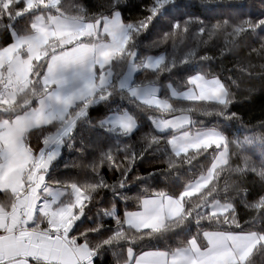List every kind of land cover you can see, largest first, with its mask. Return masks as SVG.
<instances>
[{"label": "snow or ice", "instance_id": "1", "mask_svg": "<svg viewBox=\"0 0 264 264\" xmlns=\"http://www.w3.org/2000/svg\"><path fill=\"white\" fill-rule=\"evenodd\" d=\"M174 2L152 0L148 15L125 21L119 0L110 14L90 17L82 6L75 15L66 13L61 0H0V32L8 38L0 45V192L8 195L7 203H0V264H95L102 249L122 242L127 245L123 264H252L254 251L264 252V230H245L234 204L218 198L220 190L214 181L219 166L228 164L227 137L202 121L197 128L193 120L197 111L221 120L236 119L237 114L230 111L233 101L228 86L202 71L186 76L178 86L160 83L162 74L175 76L178 65L212 57H197L195 49L179 61L174 56L139 54L140 37L168 14ZM21 19L29 23L18 30ZM195 22L192 18L174 21L173 31L165 32L162 39L187 34ZM199 23L204 33L203 21ZM212 27L230 29L228 35L236 43L247 34L264 32V17L236 24L218 21ZM260 51L264 52V43ZM114 67L121 71L114 72ZM141 70L146 78L138 82L133 76ZM162 90L163 96L159 95ZM100 104L107 111L94 122L89 110ZM137 112L151 113L147 120L154 127L133 141L142 127ZM80 124L92 129L101 145L88 166L90 177L52 181L51 168L63 148L76 147ZM166 130H172L170 136ZM33 133L40 139L39 148L30 143ZM239 143H258L261 162L257 166L244 157L243 166L235 171H250L264 181V136L246 137ZM162 144L170 146L169 171L191 165L194 154L212 149L215 155L206 173L178 195L144 188L134 198L137 210L125 209L122 217L114 199L111 208L97 215L113 219L115 228H108L110 234L93 243L90 235L104 231L103 223L80 231L78 222L86 217L95 194L110 190L114 198L126 202L129 197L120 190L129 187L137 158L142 159L154 145L160 151ZM85 147L81 140L77 150L83 152ZM163 151L167 153L168 148ZM105 165L119 173L113 183L103 174ZM193 197L197 202H190ZM248 207L264 215V194ZM205 220L216 227L198 232L176 248L135 252L138 241L163 238L192 223L200 228Z\"/></svg>", "mask_w": 264, "mask_h": 264}, {"label": "trees", "instance_id": "2", "mask_svg": "<svg viewBox=\"0 0 264 264\" xmlns=\"http://www.w3.org/2000/svg\"><path fill=\"white\" fill-rule=\"evenodd\" d=\"M115 2L116 0H61L66 13L75 15L78 7L82 6L87 10L89 17L100 13L110 14ZM151 3L152 0H119V10L125 21H135L148 15L146 9ZM168 9V14L154 21L148 31L140 37L139 54L141 57L165 55L166 59L174 56L179 61L190 50L195 49L197 57H212L211 60L200 61L197 58L189 64L178 65L173 70L176 75L162 74L160 83L167 85L171 82L178 86L182 79L197 71L208 73L209 78L218 77L226 83L233 101L230 111L236 113L237 118L221 120L215 116H203L197 111L193 113V120L197 122V128L201 127V121L207 127L216 126L229 141L228 164L218 169L219 177L214 181L220 190L218 198L221 203L227 199L234 204L237 220L245 230H264V215L248 207L264 194V181L250 171L244 173L235 171L237 166H243L244 157H248L257 166L261 162V148L258 143L240 145L239 142L244 141L246 137L264 136V127H262L264 125V52L260 51L264 43V32L247 34L236 43H232L233 38L228 35L230 29L217 31L212 27L218 21L227 20L230 24H236L243 19L256 20L264 17V0H175L174 4L168 6ZM189 18L196 22L190 25L187 34L170 37L167 41L162 39L165 32L173 31L171 24L174 21L183 22ZM199 21H203L204 33L199 31L201 27ZM28 23L27 19H21L17 24V29L23 30ZM7 39V33L0 32V45L6 43ZM184 69L192 71L186 72ZM113 71L119 72L121 69L114 67ZM145 78V70H141L134 76V80L138 82ZM147 78H152L150 71L147 72ZM165 94L164 90L160 93L161 96ZM132 110L136 111L134 108ZM106 111L104 104L94 106L89 110L90 119L95 122L106 114ZM149 114L151 113L137 112L142 127L132 137L133 141H138L140 136L153 129L154 126L147 120ZM168 118L171 116L169 115ZM165 134L170 136L171 131ZM29 140L34 148L42 146L35 133L29 137ZM81 140L86 145L83 152L77 150L81 147ZM75 145L73 149L66 147L62 149V156L54 162L50 171L52 181H67L72 178L83 181L86 177H90L88 166L99 155L98 148L101 146L95 132L86 124H80ZM136 147L139 150L141 145L137 144ZM159 147L160 151H157V146L154 145L142 159L137 158L134 170L128 177L129 187L120 190L122 195L129 197L126 202L114 198L110 190H102L95 194L89 209L86 210V217L78 222L80 231L95 227L96 223H103L104 231L90 235L93 243L106 238L110 234L107 231L108 228H115L113 219L97 215L98 211L111 208L114 199L122 217L125 209L137 210V202L134 198L141 195L144 188L150 191L164 190L169 194L178 195L186 184L191 183L201 173H206L215 155L212 149L201 154H194L191 165L181 164L177 169L169 171L167 159L171 154L170 146L162 144ZM166 147L168 148L167 153L163 151ZM190 155L193 154L190 153ZM150 173H155V175L150 176ZM103 174L109 183H113L119 176L118 172L109 170L107 165L103 168ZM138 176L146 177V179L137 180ZM225 186H227L226 192L223 191ZM190 202H197L196 198L193 197ZM201 225L202 227L198 228L195 223H192L187 228L173 229L163 238H145L134 245L135 252L140 254L144 251L176 248L198 232L213 230L216 227L214 223L207 220L202 221ZM234 230L239 231V229ZM126 247L127 245L122 242L115 248L102 249L95 264H118V262L123 264L126 259ZM251 260L252 264H264V252L254 251Z\"/></svg>", "mask_w": 264, "mask_h": 264}, {"label": "crops", "instance_id": "3", "mask_svg": "<svg viewBox=\"0 0 264 264\" xmlns=\"http://www.w3.org/2000/svg\"><path fill=\"white\" fill-rule=\"evenodd\" d=\"M135 74H134V76H135ZM134 76H133V79H134ZM160 93H159V95H160ZM168 131H172V130H166L165 132H168ZM228 159H229V152H228ZM223 166H225V165H220L219 168L223 167ZM7 201H8V195L3 193V192H0V203H7Z\"/></svg>", "mask_w": 264, "mask_h": 264}]
</instances>
